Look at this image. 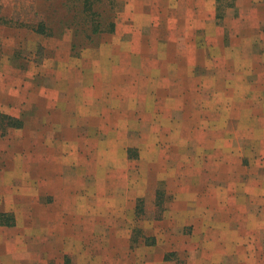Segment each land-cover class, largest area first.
Returning <instances> with one entry per match:
<instances>
[{"label": "rangeland", "instance_id": "374dc122", "mask_svg": "<svg viewBox=\"0 0 264 264\" xmlns=\"http://www.w3.org/2000/svg\"><path fill=\"white\" fill-rule=\"evenodd\" d=\"M190 1L116 0L99 18L115 13L114 30L86 38L80 1L0 0V113L19 124L0 126V172L12 171L0 190V264H264V0H202L196 10ZM42 19L47 34L30 27ZM63 40L87 89L100 46L129 52L133 114L149 115L150 97L158 121L89 127L81 118L65 130L78 141L64 145L45 122L57 115L45 95L59 87L62 108L84 99L70 94L74 69L50 76ZM95 135L101 142H89ZM69 152L115 155L111 168L124 175L100 158L87 163L90 175L55 168L75 160ZM28 192L32 205L20 197Z\"/></svg>", "mask_w": 264, "mask_h": 264}, {"label": "crops", "instance_id": "0c3cea01", "mask_svg": "<svg viewBox=\"0 0 264 264\" xmlns=\"http://www.w3.org/2000/svg\"><path fill=\"white\" fill-rule=\"evenodd\" d=\"M190 2L192 3H187L188 8H195L196 10L197 8L200 7V5H201V8L204 7V2L202 3V0H197V2H194V1H190ZM141 5H143V7L144 6L146 7V4L145 5L141 4ZM142 11H143V8L138 9L136 7L133 13H137V12L140 13ZM151 12H152V8H151ZM115 43L116 42H110L108 44H105V47L100 46V48L97 51V54L98 52L99 54L96 56V58H93L94 60L93 62L97 61L96 63H98V65L97 67L93 66L92 84L94 85L91 86L90 89H87L86 87L83 86V80L85 79V77H78V73L81 71V69H79V67L77 66L79 64L77 61V58L70 56V49H69L70 46H68L67 42L63 40L64 47H61L64 49L63 50L64 55H62L61 52L58 49H56L57 56H54V62L57 64V67H56L57 70L53 71V74H51L50 76L54 79L56 78L59 79L62 73L66 75L69 72H71L72 69H74L73 79L68 80L69 82L67 81L69 84L73 82V87L69 85L70 88L69 87L68 88H69L71 95L73 94V96H77V95L83 96V99H84V101L77 100L78 102L74 100L75 104H70L62 108L60 103L58 102L60 100L59 95L61 93L60 92L61 90L59 87H54L50 93L45 95L48 97L47 101H48L49 107H47V109L50 110L51 112H57V115L53 116V118H52V115H50L49 118H47L46 116L45 122L48 123V125H50L57 132V134L59 135V138L60 137L62 138L60 139V141L62 140V143H64V145H68V143L70 142H76V140L78 141V138L76 137L75 138L67 137V136H70V132L68 131L65 132V130L72 131L78 125L79 126L82 125V123L79 122L81 118L84 119V121L86 120L88 121L87 125H89V127L99 126L101 122L102 124L100 125V127L109 126L110 124L111 127L116 126L117 128H120L122 126H129L134 121L135 122H142L145 120H150V122L158 121L157 109L155 106V103L157 101H155V99H152L150 97L147 98L150 101L149 102V111H150L149 115L146 114L145 112L146 109L141 108L143 111V114L141 112V114L143 115L142 118H135L133 112H135L136 110H140V108L138 107L140 106V104L135 105L134 103L130 101V95H132L133 97H135V95L130 93L129 91H126V85H125V84L129 85L130 80L135 76L133 73V68L130 65L131 63H127L128 61L127 57L129 55L128 54L129 52H121L119 54L117 52L116 53L112 52V54H109V55H107V53L106 55L102 54V52H107L108 49L113 47ZM129 58L141 60L142 62H145V61L149 62L148 60H145V59L147 58L149 60L151 59L149 57L146 58L143 55H136V56L132 55ZM63 69H65V72H62ZM46 74L49 75V72H47ZM126 77H128L129 79L127 78L128 80L125 81L124 78ZM42 88H43L42 90L44 91L46 87L43 86ZM145 96H149V93H147ZM127 100L131 103V105L129 106L130 108H125L121 106L120 104L122 101L126 103ZM133 100L139 101V99H135V98ZM56 106H58V108L53 111V108H55ZM143 107H146V106H143ZM65 133H69V134H66V137H64L63 135ZM71 135H77V134H71ZM30 137L33 140L35 139V137L32 135ZM37 139L39 138H36L35 140L38 141ZM41 139H43V135H41ZM105 139L106 141H109V142L114 141V138H112V136H109V138L108 136H106ZM101 140H102L101 135H95L94 137L89 139V142L96 143V142H101ZM152 140L153 139L151 138V141ZM45 141L49 143L55 140L48 139ZM123 141L124 140L119 141V142H123ZM62 148L63 146L61 144V149ZM51 149L58 151V146H55V148H51ZM33 154L32 156H34ZM40 154L41 152L39 153V155H37V152H36L37 157L43 158L45 153L43 152L42 155ZM71 154H73L72 156L75 157V160L71 159L69 160V162H65L64 160L63 162H59L57 160L56 166L54 167L61 168L63 166L62 168H65L67 172L71 170L73 173L76 171V173L80 175H83V174L90 175L91 172H88L87 170V163L91 164L93 163V161L98 160L100 158L101 162L97 166H99L101 169L106 171V168H111V166L113 165V161L115 157V155H109V158L108 157L101 158L98 156L97 153H89L90 154L89 160H87V156L79 159L76 154L74 153H71ZM136 155L129 156V158L139 157L142 159L144 157V154H139L137 156ZM52 161L53 160L51 158V162ZM32 171H34V169L27 170V172L26 170H24V173L30 174V172ZM111 171H112L111 175L113 176L115 175L118 177H123L124 175L123 170L116 171V170H113V168H111ZM11 172H12L11 169L0 172V175H1L0 176V190L2 188H7V186L4 185V180L7 179V175L11 174ZM109 180L111 181L110 178ZM63 183H65V180ZM6 185H8V183H6ZM123 186L125 185L123 184L121 187ZM72 188L73 186L66 188L65 185L61 187V190L63 191V193H65V196H66L65 199H70L69 194L73 191V190L71 191ZM133 196L135 197V200L132 203V206L134 204V207H136L139 204V196L137 193L133 194ZM20 197H25L27 199L26 202L30 203L31 205L37 201V199L34 196V193L32 192L31 193L28 192L26 196H20ZM129 198H130V195H129V192H127V197H123L124 200H122V202H127V200L129 201ZM66 263L67 262H65L64 264Z\"/></svg>", "mask_w": 264, "mask_h": 264}, {"label": "trees", "instance_id": "16d2710c", "mask_svg": "<svg viewBox=\"0 0 264 264\" xmlns=\"http://www.w3.org/2000/svg\"><path fill=\"white\" fill-rule=\"evenodd\" d=\"M75 1V0H73ZM80 1L81 3V24L82 26H85L82 30L86 31L84 36L86 38H91V35L97 34L98 32L103 31H113L115 28V21L114 18H116V14L114 13L113 19L106 21L100 20V16L104 15L107 11L104 9V7H108L109 10L114 9V4L116 3V0H76ZM67 4V3H66ZM99 5L103 6V10L98 11ZM67 6H70V4H67ZM115 11V10H114ZM78 17V16H77ZM75 19V18H73ZM71 20L73 22V25L76 26V22ZM32 30L39 34H47V24L45 21L39 20L37 24H33L30 26ZM17 119L10 115L2 114L0 113V126L4 127L6 126H17L19 125L17 122ZM5 123V124H4ZM139 204L137 205L138 208ZM142 210V209H141ZM7 216L6 214H0V222L1 223H8V221H3L2 217ZM8 219V218H7Z\"/></svg>", "mask_w": 264, "mask_h": 264}]
</instances>
